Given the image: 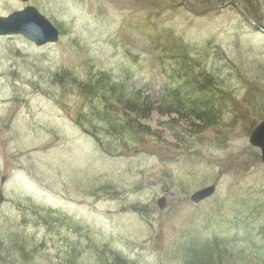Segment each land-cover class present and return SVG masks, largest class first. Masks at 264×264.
I'll list each match as a JSON object with an SVG mask.
<instances>
[{"label":"rangeland","instance_id":"1","mask_svg":"<svg viewBox=\"0 0 264 264\" xmlns=\"http://www.w3.org/2000/svg\"><path fill=\"white\" fill-rule=\"evenodd\" d=\"M183 1L0 0L60 32L0 37V264H186L215 233L222 264H264V32ZM178 88L214 118L169 113Z\"/></svg>","mask_w":264,"mask_h":264},{"label":"water","instance_id":"2","mask_svg":"<svg viewBox=\"0 0 264 264\" xmlns=\"http://www.w3.org/2000/svg\"><path fill=\"white\" fill-rule=\"evenodd\" d=\"M184 5L189 11L196 15H204L210 11L222 9L229 5H234L237 10L244 15V17L251 25L264 32V29L256 24L236 2L229 0H217L211 4L196 5L190 2V0H185ZM19 33L23 34L26 38L34 41L37 45L57 40V31L33 7L26 8L21 12H15L6 18L0 17V35ZM250 143L253 146L260 148L261 160L264 163V121L261 122L252 132ZM214 192L215 186H208L195 192L190 197V199L193 202L198 203L210 197ZM157 204L162 209L165 205L164 198L159 199Z\"/></svg>","mask_w":264,"mask_h":264},{"label":"trees","instance_id":"3","mask_svg":"<svg viewBox=\"0 0 264 264\" xmlns=\"http://www.w3.org/2000/svg\"><path fill=\"white\" fill-rule=\"evenodd\" d=\"M249 1L251 0H241L240 2L241 6L245 10H247L245 4ZM248 14L255 18V16L250 12H248ZM187 88L188 87H186V89ZM184 89H174L172 92H168L165 95L167 102H165L164 98L163 103L164 105H169L167 111L169 113H176L180 116L183 114L186 117L191 116L192 118L198 120H204L206 123L207 121H210V119H213L214 114L212 112L213 110L211 109L212 107H210V102L208 100L193 99L190 94H185ZM126 109L133 113H137L136 111L139 110L133 102H130V104L128 103V107ZM133 122L134 121L130 123L131 127L135 126L137 131L141 130V127L139 128L140 125L138 123L133 125ZM205 242L208 245H202V247L200 246L201 249L199 251H192L191 256L186 264H222L221 258H217L215 250H217L219 246L225 245L226 242H224L223 235L215 233L211 235L209 240L207 239Z\"/></svg>","mask_w":264,"mask_h":264}]
</instances>
